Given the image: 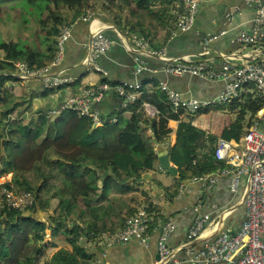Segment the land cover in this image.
<instances>
[{
  "label": "trees",
  "instance_id": "16d2710c",
  "mask_svg": "<svg viewBox=\"0 0 264 264\" xmlns=\"http://www.w3.org/2000/svg\"><path fill=\"white\" fill-rule=\"evenodd\" d=\"M106 1L107 4L104 0L99 1L103 15L126 35L137 34L147 39L150 19L172 20L166 35L176 28L177 14L170 12L168 7L175 0H161L158 8H154L158 0ZM94 6L91 0H0V16L10 14L7 9L10 7L13 16L23 24L32 17L40 27V40L44 43L41 62L36 61L35 49H27L17 56L10 51L8 58L0 57V174L11 172L16 186L34 194L43 188L48 187L47 192L52 188V197L59 199L53 212H45L44 220L37 219L33 212L36 202L28 208V211L32 210L29 213L15 209L5 212L0 227V264H35L47 228L52 235L64 234L72 249L56 251L45 264H88L89 260L95 259L82 245L87 239L97 242L95 237L100 232L96 230L97 223L88 219L79 224L66 223L75 202L80 199L91 207L93 202L105 199L109 190L128 192L125 189L129 190L132 182L141 180L145 172L153 169L157 158L153 144L167 140L171 132L169 120L178 121L176 140L168 151L177 170L174 183L165 188L169 200L174 198L183 181L218 174L226 166V162L214 157V147H210L213 138L208 140V149L197 156L196 148L188 144L193 115L175 111L155 77L140 82L141 95L121 108L115 115L116 121L111 124L107 118L101 127L92 129L94 123L89 117L72 110H62L52 120L42 112L36 119L23 122L32 99L47 96L53 89L40 88L24 95L16 94L13 86L7 85L9 80H21L15 76V62L23 61L30 69L49 65L57 53L61 25L85 17L87 11L95 12ZM67 9L74 11L71 16ZM244 88L240 96L227 105L236 113L230 125L231 137L236 140L247 132L264 103L253 84H246ZM144 103L157 109L155 118L145 116ZM126 110L131 112L129 117L122 115ZM9 117L19 121L10 124ZM49 154L55 158H48ZM28 179L39 180V187L34 189ZM39 203L41 211L48 205L47 201ZM143 204L142 207L151 213L152 204ZM126 221L125 218L118 219L121 226Z\"/></svg>",
  "mask_w": 264,
  "mask_h": 264
},
{
  "label": "crops",
  "instance_id": "0c3cea01",
  "mask_svg": "<svg viewBox=\"0 0 264 264\" xmlns=\"http://www.w3.org/2000/svg\"><path fill=\"white\" fill-rule=\"evenodd\" d=\"M174 5H177L176 2L168 6L171 9L170 12H173ZM158 7H161V0L155 2L154 8ZM176 10H180V8L178 7ZM253 13L252 0H203L192 27L186 31L174 30L170 35H166V33L170 25L173 24L172 20L150 19L148 21L149 36L146 39L149 46L154 50H164L166 56L171 58L170 61H163L157 57L148 58L150 65L157 69L153 74H136L134 55L126 50L120 42L121 38L126 39L129 36L124 33L123 37L114 29H106V34L114 40L110 50L99 58L100 66L106 72V76L85 66L81 43L87 41L97 29L106 28L113 23L100 14L93 15L90 20H84L82 17L72 23L70 37L64 45L62 61L50 68L52 74H60L70 77L72 80L53 89L47 96L33 98L30 103V111L26 112L27 119H36L42 112H45L49 119L55 118L62 112L61 107L67 98L102 80L134 84L152 77H155L158 82L166 79L171 88L183 93L184 96L210 101L223 88L222 81L207 80L189 73L167 74L161 69L167 63L169 66L175 67L181 63H197L203 59L213 66H219L225 55H230L239 62L249 60L251 57L255 58L256 53L264 54V38L258 46L247 45L238 39L240 32L250 30ZM207 34H214L217 37L207 48L209 53L201 55V40ZM24 40L30 42L29 38ZM18 43L21 44L17 40L13 43L10 42V51L16 56L27 50V48L18 49ZM28 49H35L37 62L43 60V42L33 43L32 47ZM10 86H13V90L18 95L17 88L20 86L26 93L42 88L40 80L36 78L18 80L17 83L10 81ZM20 102L22 104L21 100ZM227 105L228 103L220 106L209 104L193 115L188 144L196 148L198 157L208 149L209 138L214 139L210 145L212 148L220 137L236 141L234 137H231L230 132V125L235 120L236 113L230 111ZM93 108L98 111L103 121L93 124L92 129L101 127L105 119L111 120L116 117V113L122 108L121 100L116 94L107 93L94 103ZM52 111L57 112L52 113ZM130 114L131 112L126 110L122 115L129 117ZM177 125L178 121L176 120L168 121L171 132L167 140L164 143L153 144L157 154L153 169L145 172L141 180L132 182L129 185L130 189H125L128 192L109 190L105 199L93 202L91 207H87L86 219L96 222V230H100V232L95 237L97 242L91 239L84 241L83 238L81 241H84V244L81 245L94 258L101 259L107 264H156L158 260L156 241L160 223L168 217L174 219L176 228L169 236L167 244L172 248H181L185 246L186 228L192 222L196 207L200 209V213H212L213 220L205 229L206 231L204 230L200 237L190 244L192 247L186 246L178 251L176 256L178 264H190V253L202 248L206 241L213 240L212 237L219 229L226 228L231 232L239 229L244 216V207L241 201L243 192L240 190V192L232 194L228 188L229 178L227 176L218 175L216 182L210 187L191 179L185 180L179 184L174 198L172 200L167 198L165 188L174 183L176 174H172L160 166L159 156L163 155L165 150L168 152L169 148L174 145ZM261 127L264 128V121H262ZM170 165L174 166L171 161ZM143 202H150L153 208L150 213L152 219L148 230L150 239L147 245H142L134 239L125 244L109 243L108 239L123 227L119 225L118 219L121 217L127 220L135 213L136 209L138 211L143 208ZM224 210L225 214L221 218V212ZM112 231H114L113 234L110 233ZM60 249L71 250L72 246L68 240L48 232L35 264H45Z\"/></svg>",
  "mask_w": 264,
  "mask_h": 264
},
{
  "label": "built area",
  "instance_id": "2783aa9c",
  "mask_svg": "<svg viewBox=\"0 0 264 264\" xmlns=\"http://www.w3.org/2000/svg\"><path fill=\"white\" fill-rule=\"evenodd\" d=\"M175 2L176 7L180 8V10H173L177 14L175 31L189 30L203 0H175ZM252 3L254 13L251 28L249 31L240 32L238 39L247 45L258 46L264 38V0H252ZM83 19L87 20L85 17ZM72 25L64 23L60 27L57 53L49 65L30 69L25 62L16 61V75L23 80L36 78L40 80L44 89H55L70 82L72 78L52 74L50 68L62 61L64 45L70 37ZM106 29H110V26L97 29L87 41L81 43L85 66L93 68L103 76H106V72L100 66L99 58L106 54L114 43V40L106 34ZM216 37L214 34H207L203 37L201 55L209 53L207 48ZM120 42L126 50L133 53L136 74H153L157 71L148 62L150 57H157L163 61L171 59L166 56L164 50L152 49L148 41L137 34H132L126 39L121 38ZM255 56V58L251 57L249 60L238 62L230 55H225L219 66H213L203 59L197 63H181L175 67L169 66L167 63L162 67L161 70L167 74L189 73L207 80L222 81L223 88L210 101L186 97L183 93L171 88L166 79L159 81V88L166 95V99L173 109L181 111L184 115H195L209 104L220 106L229 103L240 96L246 84H253L264 98V54L256 53ZM140 86V82L132 84L102 80L67 98L61 110L75 111L81 116L89 117L94 124H99L103 120L98 111L93 108L95 102L102 99L107 93H113L121 100V107L125 108L141 95ZM56 112L52 111V113ZM144 112L147 118H155L158 114L157 109L148 103H144ZM109 121L115 122L116 117ZM262 121H264V103L256 113V120L242 137L236 141L222 137L216 140L214 157L226 162V166L218 174L191 179L210 187L216 182L218 175L227 176L229 191L232 194H236L240 190L243 192L244 216L237 231L231 232L230 229L221 228L212 237L213 240L206 241L202 248L191 252L190 264H264V128L261 127ZM11 181L7 173L0 174V227L6 211L15 209L25 213L36 199V195L31 191L16 190ZM194 212L192 222L186 228L185 246L181 248L192 247L190 244L200 237L213 220L212 213H200V209L197 207ZM151 219V214L145 208L139 209L127 219L120 230L108 239V242L125 244L134 239L142 245H147L150 239L148 230ZM175 228L176 223L173 218L168 217L160 223L156 241L158 252L156 264L179 263L176 256L180 248H172L167 244V240ZM88 264L107 263L95 258L89 260Z\"/></svg>",
  "mask_w": 264,
  "mask_h": 264
},
{
  "label": "rangeland",
  "instance_id": "374dc122",
  "mask_svg": "<svg viewBox=\"0 0 264 264\" xmlns=\"http://www.w3.org/2000/svg\"><path fill=\"white\" fill-rule=\"evenodd\" d=\"M99 1L100 0H91V3L93 5H95L94 7L96 8V10H95V12L87 11V15L85 16V18L87 20H90L93 15H97V14L103 15V13H104L103 11L104 10L102 8H100V4L101 3ZM103 3L107 4V1L104 0ZM9 8L7 7L8 12L10 14L0 16V39H1L0 40L1 41L0 42V57L4 58V59L9 57V54H10V42L13 43V41H15V40L20 41L21 44L18 43L17 44V48L18 49H25V48L28 49V48L32 47L33 43H37L38 41H41L40 40V32H39L40 27L36 23V21L31 17L26 23L23 24V23H21V21H19V19L16 16H13V14L10 11ZM73 12H74L73 10L67 9V13H68L69 16H71L73 14ZM131 35L132 34H128V36H131ZM25 38H29L30 42L29 41L28 42L25 41L24 40ZM23 40H24V42H23ZM21 80H23V79H21ZM7 83H8L7 85H9L10 84V80ZM17 92L19 94H23V95L27 94L25 92V90L21 86L19 88H17ZM24 116H25V118H24L23 122L27 123L28 122V119L26 117L27 114L24 115ZM17 119L18 118L9 117L8 122L10 124L14 125V124H16V122L19 121ZM50 120H52V118H50ZM53 156L54 155L49 154L48 158L54 159L55 157H53ZM7 174L10 176V178L12 180V173L8 172ZM28 181L32 184L34 189L39 187V184H40L39 180L33 181L32 179L31 180L28 179ZM11 182H12V184L15 187L16 190L24 191L22 188L16 186L14 184L13 180ZM47 188L48 187L43 188L39 192L35 193L36 194V199H35L36 203H35V206H34L35 210H33V212H35V214L37 216V219L44 220L43 217H45V212L47 214L53 212L54 209L56 208L58 200H59L58 197H52L54 189L50 188L49 192H47L46 191ZM40 201H43V202L47 201L48 202V205L42 211L40 209H38V207L40 206V203H39ZM75 204H76L75 208L71 211L69 217L67 218V221H66L67 224H71V222H76V223L79 224V223H81V220H83V219L85 220L86 217H87L86 212L88 211V208H87L86 205L83 204V201L78 199L75 202ZM29 212H32V210H29L28 213ZM39 213H41V214H39ZM49 230L50 229H48V228L45 229V231H44V239H45L46 235L48 234V232H51V230L50 231ZM54 236L62 237V239L64 238L65 240H67V237L64 234H62V233L55 234ZM41 246H43V243H41Z\"/></svg>",
  "mask_w": 264,
  "mask_h": 264
},
{
  "label": "water",
  "instance_id": "95a60500",
  "mask_svg": "<svg viewBox=\"0 0 264 264\" xmlns=\"http://www.w3.org/2000/svg\"><path fill=\"white\" fill-rule=\"evenodd\" d=\"M110 29H114L116 30L121 36H125L124 32H122L121 30L117 29L115 25L111 24L110 25ZM16 77H18L15 74ZM159 164L160 166L164 169V170H168L170 171L172 174H176V168L173 165H170V161H169V157H168V152L165 150L163 155L159 156ZM244 198V197H243ZM243 198L241 201H243ZM225 211L221 214V218L224 216ZM221 220V219H220ZM181 249V248H180Z\"/></svg>",
  "mask_w": 264,
  "mask_h": 264
},
{
  "label": "bare ground",
  "instance_id": "6f19581e",
  "mask_svg": "<svg viewBox=\"0 0 264 264\" xmlns=\"http://www.w3.org/2000/svg\"><path fill=\"white\" fill-rule=\"evenodd\" d=\"M209 230V229H208ZM211 230V229H210ZM206 231V230H205ZM213 232V231H212ZM206 233V232H205Z\"/></svg>",
  "mask_w": 264,
  "mask_h": 264
}]
</instances>
